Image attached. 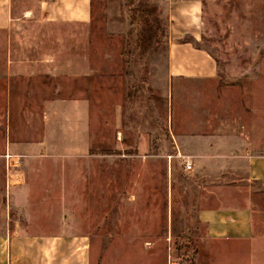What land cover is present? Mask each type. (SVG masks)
Segmentation results:
<instances>
[{
	"label": "rangeland",
	"instance_id": "obj_1",
	"mask_svg": "<svg viewBox=\"0 0 264 264\" xmlns=\"http://www.w3.org/2000/svg\"><path fill=\"white\" fill-rule=\"evenodd\" d=\"M200 1L198 46L218 69L210 80L168 77L165 9L152 0H133L132 8L126 0L92 1V24L81 30L89 37L87 78L15 80V89H4L8 42L0 31V185L5 162L37 167L29 193L52 200L33 203L48 215L34 212L33 224L54 226L65 216L90 235L91 264H224L226 256L225 264H264V243H211L196 218L226 191L237 198L251 191L264 209V190L246 179L243 161L234 169L191 164L186 172L176 157L177 147L186 155L187 135L236 133L264 150V0ZM58 33L23 27L15 45L31 46L27 56L37 58L46 51L33 49L39 42L32 39ZM78 92L89 103L87 154L6 153L8 144L41 139L45 99ZM61 162L70 166L59 185V172L46 167Z\"/></svg>",
	"mask_w": 264,
	"mask_h": 264
},
{
	"label": "crops",
	"instance_id": "obj_2",
	"mask_svg": "<svg viewBox=\"0 0 264 264\" xmlns=\"http://www.w3.org/2000/svg\"><path fill=\"white\" fill-rule=\"evenodd\" d=\"M92 1L0 0V31L7 34L8 42L3 68L4 89H15V80L27 84L38 79L43 82L90 77L93 70L86 50L89 37H81V30L87 32L92 24ZM152 1L165 9L168 77L172 80L214 79L218 72L216 61L198 46L203 35L202 2ZM23 27H54L59 33L45 41L32 39L39 42L33 49L42 50L44 44L46 51L35 58L27 56L31 46L15 45ZM42 103L41 139L32 145L8 144L4 147L6 153L87 154L90 151V113L83 94L48 98ZM185 138L186 155H182L179 147L177 154L188 157L194 168L234 169L243 161L246 179L264 190V150L258 152L250 140L237 137L236 133L232 136L187 135ZM50 165L46 169L58 171L56 182L62 185L70 165L63 162ZM1 168L4 177L0 185V264H91L90 235L66 224L65 216L58 225L33 224L34 212H42V217L47 215L38 206L33 210V203L52 200L49 196L38 199L29 193L28 181L32 177L29 171L37 167L5 162ZM227 194L226 191L218 199L216 207L202 208L197 213L206 239L221 246L264 243V209L259 208L253 193L250 191L243 198ZM57 200L65 201L66 196L60 194ZM228 259V256L222 259L224 264Z\"/></svg>",
	"mask_w": 264,
	"mask_h": 264
},
{
	"label": "built area",
	"instance_id": "obj_3",
	"mask_svg": "<svg viewBox=\"0 0 264 264\" xmlns=\"http://www.w3.org/2000/svg\"><path fill=\"white\" fill-rule=\"evenodd\" d=\"M177 158L181 160L184 171L188 172L191 170L192 166L188 157L177 154Z\"/></svg>",
	"mask_w": 264,
	"mask_h": 264
},
{
	"label": "trees",
	"instance_id": "obj_4",
	"mask_svg": "<svg viewBox=\"0 0 264 264\" xmlns=\"http://www.w3.org/2000/svg\"><path fill=\"white\" fill-rule=\"evenodd\" d=\"M127 1V5L129 8H132L133 6V0H126Z\"/></svg>",
	"mask_w": 264,
	"mask_h": 264
}]
</instances>
